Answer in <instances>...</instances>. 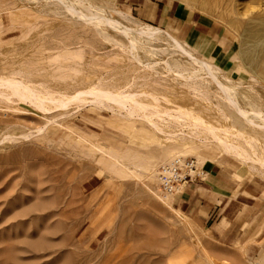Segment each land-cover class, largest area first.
Masks as SVG:
<instances>
[{
    "label": "rangeland",
    "instance_id": "rangeland-1",
    "mask_svg": "<svg viewBox=\"0 0 264 264\" xmlns=\"http://www.w3.org/2000/svg\"><path fill=\"white\" fill-rule=\"evenodd\" d=\"M93 1L106 13L119 11L113 18L126 26L141 23L167 31L134 8L142 0ZM173 1L198 12L209 24L208 33L194 44L168 31L191 45L199 58L221 68L233 83L239 82L235 84L239 90L250 92L252 88L250 94L264 99V0ZM30 10V4L20 8L17 0H0V76H23L37 93L45 88L74 92L94 83L112 92L135 93L147 102L152 93L161 110L186 102L209 122L236 130L232 119L211 105L202 111L199 103L204 101L186 95L176 85L175 72L168 70L166 61L175 67L177 59L163 53L145 56L140 45L136 58L82 19L29 14ZM151 48L159 52L158 47ZM225 53L233 58L223 60ZM209 91L214 102L224 103L213 88ZM1 96L0 264H262L244 253L232 255L178 210L176 195L165 198L162 194L156 172L177 155L194 157L202 166L221 159L262 181L264 189V165L255 162L253 167L223 152L215 140L191 136L187 128L178 131L181 127L173 123H161L167 133L160 132L114 102L90 101L44 112L30 102L15 101L16 97L12 102ZM238 126L251 135L248 127ZM253 135L234 137L241 143L247 140L243 144L251 157L264 158L256 140V151L248 144ZM254 137L264 144V131ZM94 145L125 157L136 173L122 169L113 178L111 164L101 161L102 154ZM107 180L113 181L112 187L104 197L90 202L92 191ZM165 200L185 217L176 215ZM263 230L264 220L253 241Z\"/></svg>",
    "mask_w": 264,
    "mask_h": 264
},
{
    "label": "bare ground",
    "instance_id": "bare-ground-1",
    "mask_svg": "<svg viewBox=\"0 0 264 264\" xmlns=\"http://www.w3.org/2000/svg\"><path fill=\"white\" fill-rule=\"evenodd\" d=\"M17 2L20 8H26L29 4L32 5V10L28 12L29 14L45 13L53 15V17L67 16L68 18H70V20L82 19L86 23H90L96 26L98 33L103 38L113 41L115 45L120 46V48L122 47L124 50L128 51L129 54H132L133 56L136 55V58H138V53H136L135 50H137L138 46L140 45L144 50L145 56L151 55L159 57V54L163 53L166 54V56L177 59L179 63L175 65V67L171 65L168 60L166 61L168 65L167 68L169 67L168 70L175 72V74L173 75V79L176 85L183 91L185 90L187 92L186 95L189 94L190 97L191 95H193L197 98L202 99V101L204 102L199 103V109L201 108L202 111L210 110L209 105H211L212 107L214 106L216 109H218V111L226 115L227 120L232 119L233 122H230L232 123L231 126L232 128H236V130L234 131L233 129L231 130L227 127L223 128L219 125L209 122L206 116L201 114L200 111L193 108L192 106H188L186 102L180 104L179 106L177 105V107L173 106V108L170 107L168 109L166 108V110H161V103L160 105L155 103L157 97L156 95H152V93L149 94L151 95V102H147L145 101V99L140 100L138 98V95L135 93L125 92L124 90L112 92V90L110 91L106 87L102 86L103 84L99 85L100 83L90 84L86 88L79 89L74 92H70L68 90L58 92L57 90H54L52 88H45L43 89V91H39L37 93L33 92L34 88L31 89V87L28 86L30 81H28L27 79L25 80L23 76H17V78L14 77L15 75H11L12 77L10 75L0 76L1 97L4 96L6 100H10L12 102H14L13 98L16 97L18 99H16L15 101L30 102L36 109L42 110L44 112H50L56 109H66L74 104L82 105L87 102L89 103L90 101L100 104H104L106 102H114L118 105V107H120L119 109L126 108V110L128 111L126 113H129V116H138L139 118L147 121L149 124L154 126L160 132L167 133V130L165 129L166 127H164L161 123H173V125L175 124V126L181 127V129H179L178 131L185 132L186 130L184 129L187 128V134L191 136H195L198 138L203 136L205 139H209L210 141L215 140L222 147L223 152L234 154L235 156L241 158L243 161L250 163L253 167H256L257 165L255 162L259 163L261 166L264 165V158H259L258 156H256L258 158L254 159V157H251L248 148L244 145L247 143V140L243 142L244 144L241 143L242 140L240 141V138L243 136H247L248 133H246V131H242L245 130L243 128H237L239 127L238 124H242L244 127H248L251 130V135H256L257 133H262L264 131V99H260L259 95L257 96V93L254 94L253 92V94H250V92H252V88L250 92L248 91L249 93L244 90H239V87L237 88L238 85H235L239 82L233 83V80L231 78H227L222 74L223 72L221 71V68L206 59L199 58L194 48L188 43H183L168 30L165 31L159 27L143 25L141 23H135L134 25L126 26L119 20L113 18V14L120 13L119 11L112 9L111 11L106 13L104 12L103 8L93 0H17ZM24 19L28 21L27 18ZM151 47H158L159 52L158 50H155V48L153 49ZM177 53L185 59L178 57ZM180 59H184L185 63ZM150 68L152 69V71H154V74H160V71L155 70V68L152 67ZM223 78H225L227 82H225ZM167 87L170 86L168 85ZM211 88L215 90V96L219 97L222 101H224V103L221 102V104H218L214 102V95L209 91ZM186 99L187 98H185L184 100L187 101ZM194 101L198 102L197 99ZM112 106H109V108H112ZM226 109H233V114L226 111ZM248 128H246V130ZM235 135H239L240 138L238 140L240 142L234 137ZM251 135H248L247 137H251ZM254 135L252 138H249L248 144L252 148V151H256L257 149L255 143H257V145H261L262 148L260 147V149L263 150L264 156V144L262 142L263 140H259V138L254 137ZM253 140H256L255 143H253ZM95 147L102 154V160H100H105L111 164V167L109 166V169L113 175V178L117 177L118 173L121 172L122 169H126L134 173V170L136 168H133L132 170L129 167V164L126 161L127 159L125 157L108 151H104L97 146ZM135 158L136 157H134V159ZM127 173L128 172H126V174ZM137 176L140 175L137 174ZM112 185L113 181L107 180L105 183L94 189L92 191L93 195L91 196L90 202H92V200L104 197V195L108 192ZM151 190L153 189L151 188ZM164 202L172 211L176 213V215H178L179 217H185V215L176 210L170 202L168 203L166 202V200ZM87 204L90 203L87 202ZM87 204L85 205L87 206Z\"/></svg>",
    "mask_w": 264,
    "mask_h": 264
},
{
    "label": "crops",
    "instance_id": "crops-1",
    "mask_svg": "<svg viewBox=\"0 0 264 264\" xmlns=\"http://www.w3.org/2000/svg\"><path fill=\"white\" fill-rule=\"evenodd\" d=\"M137 4L134 8L143 11L145 20L158 22L194 44L202 42L208 33L209 24L203 17L196 11L183 9L178 2L142 0ZM223 55V60L233 58V54L231 57L227 53ZM204 167L206 178L190 183L178 193L174 198L175 207L232 255L244 253L264 264V230L253 241L264 220L262 181L244 175L240 167L221 159L206 162Z\"/></svg>",
    "mask_w": 264,
    "mask_h": 264
},
{
    "label": "built area",
    "instance_id": "built-area-1",
    "mask_svg": "<svg viewBox=\"0 0 264 264\" xmlns=\"http://www.w3.org/2000/svg\"><path fill=\"white\" fill-rule=\"evenodd\" d=\"M207 171L196 158L177 155L160 165L156 176L159 188L165 198L182 192L190 183L202 181Z\"/></svg>",
    "mask_w": 264,
    "mask_h": 264
}]
</instances>
